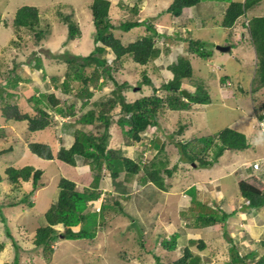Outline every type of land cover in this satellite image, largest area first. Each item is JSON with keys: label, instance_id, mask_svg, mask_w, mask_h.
Returning a JSON list of instances; mask_svg holds the SVG:
<instances>
[{"label": "rangeland", "instance_id": "374dc122", "mask_svg": "<svg viewBox=\"0 0 264 264\" xmlns=\"http://www.w3.org/2000/svg\"><path fill=\"white\" fill-rule=\"evenodd\" d=\"M93 1L0 0L2 20L0 26V89L10 86L8 82L18 76V88L7 89L9 92L19 95V98H13L12 100L16 99V102L20 103L21 109L25 113L32 112L33 105L28 101L31 96L41 92L47 94L54 92L60 95L62 92L61 83L68 71V65L62 57L66 54L86 57L95 50L97 45L96 27L91 13ZM108 1L112 4L110 20L116 27L115 34L125 45L147 36V24L153 25L155 29L162 26L167 30L168 27L173 28L175 22L178 23L177 19H173V16L166 12L175 0ZM232 2L243 3L245 0H202L200 4L191 10L192 20H188L189 15L186 11L185 16L181 18L182 24L186 26L191 24V28L196 27V31L199 34L201 33V35L197 33L198 36L194 34V37L202 42L205 48L204 52L207 51L208 54H213L211 59L205 60L198 57L193 51L188 52L190 46L188 41L175 39L169 41L168 45L178 52H174L172 56L184 55L193 65L194 74L191 79L186 80L187 85L199 88L201 85L208 84L212 88V77H223L225 75L238 82L236 79V72L238 71L242 73V80L245 82L250 81L251 83L252 79H256L257 74L255 71L258 68L259 58L251 40L244 37H249V35L248 32L243 34V24H247V21L254 17L264 16V1L241 18L232 30H229L222 27L221 23L226 8ZM23 6L37 7L41 16V29L44 30L47 29V26L49 27L41 44H36L34 33L30 30L16 29L13 26L16 12ZM134 7L138 8L137 12L134 11ZM61 14L62 16L72 15V19L81 30L82 36L80 39L68 42V27L62 22ZM126 22L147 24H140L139 27L130 32H124L120 30V27ZM193 32L189 34L190 38L186 39H194ZM181 33L182 37L185 36L183 30H181ZM243 38L244 41H242ZM228 45L232 46V51L228 54L220 53L217 50L218 46ZM164 46L161 57L166 60L171 55L172 50L167 49L166 45ZM163 48L160 49L163 50ZM38 57L42 62L41 68L36 67L35 64ZM104 57H107L110 63L113 62L114 55L110 49L104 54ZM124 62L125 76L120 74L116 76L119 82L122 80L131 82L130 84L133 87L126 92L129 101L149 96L156 89H160L161 96L167 95L165 91L161 90V87L167 83L164 82L166 81L165 76L168 74V78H170L171 74L165 67L161 68L163 71L160 73L158 66L155 65L161 66V61H154L147 69L136 65L132 62V59H126ZM216 66L221 67V70L216 71ZM146 77L150 78V84L140 86V83H143ZM54 78H56L57 83H54ZM208 78L212 79L208 81ZM100 82H102V79ZM251 84L255 86L250 89L252 96L244 99L243 106L247 109L252 108V105L254 107L253 100L256 98V107L260 108V111L262 109L260 115L264 118V115H262L264 113V87H258L257 84H254V80ZM80 85V82H74L71 86L78 89ZM112 86L113 84L108 82L104 86L101 84L98 89L94 88V96L84 111L80 110L83 102L78 98L68 95L70 97L69 104L76 103L77 115L81 116L88 109L94 107V102L106 101L111 96ZM72 90L75 91L76 89ZM259 90L260 92L257 94ZM210 93L213 96L212 92H208L211 99L210 103L196 114L193 111H186L184 114L168 111L164 114V117L160 118L158 127L155 126V131L163 141L159 137L156 138L154 144L158 148H155L154 144L150 147L149 144L146 145L141 142H134L132 146H128L127 138L119 126L115 124L111 128L110 149L122 150L125 157L136 162L142 161L145 165H149L155 160L168 163L162 173L167 191L156 184L147 186L150 181L144 184L139 179L144 174L143 172L139 175L128 174L120 164L115 166V170L119 172L120 176L118 179H114L115 188L110 176L111 173L106 167L103 168L106 174H99L92 172L88 167H78L79 162L74 167L67 166L66 168V165H62L57 160L45 161L38 158L30 152L28 148L30 143L50 145L57 154L59 149L62 147L69 148L71 141H74L68 135L74 136L76 130L90 133L93 126L76 125L74 124L75 119L64 120L52 111L51 114L55 116L57 123L44 131L31 133L27 122H7L3 119L2 99L0 98V175L4 176L5 170L11 166L18 169L32 166L44 172L40 181L43 186H40L35 192L33 202L36 205L32 210H23L22 205L10 207L14 204L13 199L18 192L13 190L15 187L7 181L0 183V213L5 218V220H0V264H15L17 259L20 264H175L184 257L186 248L193 255L199 257V264H238L234 259L233 251H236L234 248L237 249L238 254L239 251L241 252L240 257H248V262L254 260L255 253L257 254L256 261L264 257V244L260 246L259 242H255L251 246H247L246 239L241 237L238 231L239 229L248 228L249 223L253 224L254 221V225H257L255 227L257 232L263 236L264 224L259 222L261 216H256V213H249L248 209L242 210L245 205L238 198L235 199L236 205H232V208H236L235 210L227 204L228 199L218 200L220 196L218 193H214L215 189L211 185L213 183L211 177H214L213 169L208 171L207 169H210V167L203 168L200 166L202 161L213 160L218 141H215L212 145L214 147H211L206 153L198 154L200 159L193 164L186 158L183 159L181 155L179 141L183 143L192 141L194 144H191L190 150L192 149L196 153H198L197 151H204V148L201 147L202 144L193 139L194 135V138H197L195 131L187 129L188 120L192 118V120L195 119L193 123L194 130L201 133L199 134L200 139L212 138L229 128L240 132L244 126H250L253 132L248 131V133H252L249 138H255L258 143L256 156L259 158L264 157V139L258 120L250 117L235 124L236 120L242 119V111H247V109L237 106L234 102L212 97ZM1 95L5 97L6 92L1 91L0 97ZM5 98L9 100V96ZM226 107H231L234 111L228 112L225 110ZM258 115L255 116L256 119ZM65 123L70 125L65 126ZM181 128H183V133L174 135ZM163 143L164 146H162ZM10 148L13 150L10 151ZM225 153L223 156L225 161L234 163L224 165L225 169L229 170L239 166L244 157L253 155L249 150L226 151ZM242 165L239 166V169ZM166 171H171L172 175H168ZM83 172L85 173L82 174ZM79 173L81 178L77 176ZM97 175H99V179H97L96 184L94 180ZM74 176L79 179L76 180L78 191L84 192L92 188L95 192L102 193L101 200L95 204L96 207L93 203L89 204L92 210L99 212V204L102 203L100 201L103 199H105L104 205L106 204V208L109 206V209L103 214L104 217L97 214L100 221L99 232L93 240H66L61 238L57 244H53V252H44L42 248L35 245L36 230L40 227L39 223L44 222L45 214L51 205L57 202L58 184L61 179L66 177L75 180ZM255 178V176H250L246 180L250 181ZM233 180L238 183L240 179L230 176L223 181L226 190H230V182ZM260 185L261 187L264 185V179L260 181ZM192 187L195 188L192 189ZM224 188L222 187L221 191ZM21 189L24 192L23 195L28 194L32 191V183H22ZM117 190L119 192L131 190L132 193H126L129 196H122L125 194L121 193V196H119ZM118 202L119 205L123 203V209L116 205ZM89 210L88 208L85 212L89 213ZM213 211L216 213L211 214ZM220 211L228 214L233 213L237 216H235L236 218H228L225 224L212 221L210 223L212 227H206L207 223L203 219L221 218L222 213ZM261 211L263 213L264 208ZM240 221H245L246 226L240 225ZM235 228H238V230ZM55 229L61 234L64 232L62 224L55 227ZM8 230L15 240L8 235ZM74 230L78 231L79 228ZM229 230H233V232ZM141 234L143 235L141 236ZM174 236H176L175 249L166 248L169 247V243L173 242ZM200 240H203L206 244V249L203 251L200 249ZM252 255L253 258H250Z\"/></svg>", "mask_w": 264, "mask_h": 264}, {"label": "trees", "instance_id": "16d2710c", "mask_svg": "<svg viewBox=\"0 0 264 264\" xmlns=\"http://www.w3.org/2000/svg\"><path fill=\"white\" fill-rule=\"evenodd\" d=\"M263 1L264 0H245L243 3H230L226 8V13L221 23L222 27L232 30L241 18L245 17L249 11ZM201 2L202 0H175L166 12L171 14L173 19H178L183 15L184 11L188 10V20H192L191 10ZM111 7L112 4L108 0H94L91 4V13L96 27L97 45L89 56L76 57L66 54L62 57L64 62L68 65V71L61 83V96L54 92L49 94L44 92L37 93L28 99L33 105L32 112L25 113L21 109L20 103L16 102V99L14 101L12 100L13 98H19V95L17 93H11L7 89L18 88L19 78L16 76L14 80L8 82L10 86L0 89V92H6L5 97L9 96V100L3 97V95L0 97L2 99L1 111L3 119L7 122H27L29 132L31 133L44 131L57 123V121H55V116L51 114L53 112L64 120L77 116V105L76 103L69 104L70 97L82 100L83 105H81L80 110L84 111L94 96V88L98 89L101 84L104 86V84L111 82L113 84L111 96L106 101L94 102V107L81 114V117L76 121L77 124L83 126H93L90 133L76 130L72 147L69 149L62 147L57 154H55L50 145L45 143H30L28 145L30 152L45 161L57 160L62 163V165H66V168L67 166H76L78 161L82 159L89 164L94 173L105 174L103 168L106 167L111 173L112 179H118L120 177L119 172L115 170V166L120 164L123 170L131 175H136L143 171L144 174L139 179L142 180L144 184L150 181L152 183L154 182L153 184H156L161 189L162 187L165 189V180L162 177V173L168 163L162 160H155L149 165H145L141 161L136 162L133 159L125 157L122 150L117 151L110 149L109 140L111 138L110 131L112 126L115 124L118 125L127 138V145L132 146L134 142H142L146 133L154 132L155 126L158 127L160 118L164 117L166 112H181V114H184L186 111L202 110L210 103L211 99L208 91L203 87H199L195 94L190 97L186 98L183 96L181 92L182 84L185 80L193 77L194 69L193 65L190 63L191 61L186 56L178 55L167 69L171 77L168 79L167 83L163 84L161 87V90L167 93L166 96H161L160 89H156L155 91L153 90L149 96L129 101L126 92L133 87L132 84H130L131 82L123 80L119 82L116 76L118 74L125 76L124 61L126 59H132V62L136 65L146 69L149 68L150 64H153V62L158 60L161 56V50L157 47L158 42L169 39L172 31L162 32L156 30L151 24L140 23L142 25L147 24V36L134 43L125 45L115 34L116 27L110 20ZM134 8V11L137 12L138 8ZM71 16L72 15H60L62 22L68 27V42L76 41L82 36L79 26ZM1 22L0 16V26ZM140 24L138 22H126L121 25L120 30L130 32L134 28L139 27ZM181 24L180 21L175 25L180 29L186 26L185 24ZM13 26L16 29H28L33 32L36 44H41L49 29L48 26L47 29H41L40 11L37 7L32 6H23L16 12ZM243 26V34L248 32L247 34L249 37L246 38L251 40L258 54L259 62L257 71H255L257 77L254 79V84H257V86L261 88L264 87V16L254 17L249 20V23H244ZM187 41L190 43L188 52L193 51L198 57L205 60L211 59L212 55L208 54L207 51L204 52L205 48L199 39H186V42ZM242 41H244V38ZM108 49H110L114 55L112 63H110L107 57H104ZM35 64L38 68L42 67V62L39 57L36 59ZM101 79L102 82H100ZM53 80L54 83H57L56 78ZM74 82H80V88H73L71 85H73ZM143 83H140V86L149 85L150 78L146 77ZM92 86L94 87L91 88ZM139 88L141 89L142 87ZM72 89L76 90L73 91ZM68 95H70V97ZM99 107L100 109H98ZM117 111L118 113H116ZM262 119L263 117L260 115L259 120ZM188 121L190 123L192 119ZM68 125L70 124L65 123V126ZM178 133L176 132L174 135L182 134L183 128H181ZM195 140L203 144L205 152L210 150L211 147H214L212 145L215 141H218L213 160L207 162L202 161L200 163V166L203 168L213 166L227 150L244 151L249 148L246 135L230 128L212 138ZM191 144L193 145L194 142H178V145L181 146V155L183 159L186 158V160L193 164L200 159L198 156L204 151H197L198 153H196L194 150H190ZM156 147L158 146L156 145ZM12 150L13 149L10 148V151ZM166 173L170 176L172 175L171 171H166ZM43 175L44 172L42 170H37L32 166H26L21 169L13 166L8 167L5 170V175H0V183L7 181L10 185L15 187L13 190H17L18 192L13 199L14 204L10 205V207L22 205L23 210H32L36 205L35 202H33L35 192L40 186H43L40 183ZM74 179L75 180H71L66 177L61 179L58 184L59 194L57 202L51 205L45 214L44 222L39 223L40 227L36 230L35 245L38 248H42L44 252H53V244H57L61 238L66 240H93L97 236V232H99L98 227L100 221L97 218V214L103 216L105 211L109 209V206L106 208V204L104 205L105 199H103L102 203L99 204V206H101L100 212L92 210L89 204L93 203L96 207L97 205L95 204L102 197V193H99V191L95 192L92 188L80 192L77 190L76 185V180L79 179L75 176ZM97 179H99V175H97L94 180L96 184ZM260 181L261 180L255 178L240 183L241 197L245 198L249 203L247 205L248 209H260L264 207V188H262L264 185L261 187ZM30 182L32 183V191L23 195L24 192H22L21 189L22 183ZM114 185L116 188V184ZM165 191L167 190L165 189ZM117 192L119 196H121V193H125L126 191L119 192L117 190ZM116 205L118 206L119 202ZM119 206H122L121 209H123L122 204ZM88 208L93 213L90 210L89 213H86L85 211ZM214 213L216 212L213 211L211 214ZM222 214L221 218L213 219L212 221L225 224L229 216L225 212H222ZM0 220H5L1 213ZM60 224L64 226V232L62 234L55 229V227ZM75 228H79V230L75 231ZM27 230L29 231V229ZM8 235L11 236L9 230ZM142 235L143 234H141V236ZM12 239L15 240L14 237H12ZM175 239L176 236L173 237V242L169 243V247L166 248L171 250L175 249ZM166 244H164V246H166ZM200 245L202 251L206 249V244L203 240H200ZM234 249L236 250L233 251L236 263L264 264V257H261L258 261H254L257 256L255 253L254 260L252 259L251 262H248V257H240L241 252L239 251L238 254L237 249ZM250 258H253V255L250 256ZM199 261V257L193 255V253L186 248L184 257L175 264H199ZM15 264H20L18 259L15 261Z\"/></svg>", "mask_w": 264, "mask_h": 264}, {"label": "crops", "instance_id": "0c3cea01", "mask_svg": "<svg viewBox=\"0 0 264 264\" xmlns=\"http://www.w3.org/2000/svg\"><path fill=\"white\" fill-rule=\"evenodd\" d=\"M186 12L189 15L188 10H186ZM184 13H185V11H184ZM184 13H183V15L180 18L177 19L178 22H180L181 18H183V16H185ZM175 24H178V23L175 22ZM175 24L173 25V28L168 27V31H172V32L170 34L169 39H167L165 41H173V39H175V40L182 39V40L186 41V38H190L189 34L192 33L193 31H194L193 34H192L193 37H194V34L196 36H198V34H199V32L196 31V27L195 28H191V24L183 27L182 29H180L179 27H177ZM176 29H178V30H176ZM181 30H183V32L185 34V36H183V37H182ZM199 35H201V33ZM194 40H197V37H194ZM171 48H172V53H171V55H169V57L166 60H164L162 57H160L158 59L159 61H161V64H160L161 66L155 65L156 67L158 66V70L160 71V73H162V71H163L161 69L162 67H165L166 70H167L169 68V66L171 65V63H172V60H174L175 58H177V55H173L172 56V54L174 52H177V51H175L173 49V47H171ZM224 54H228V53H224ZM164 58H165V56H164ZM168 59H170V60H168ZM215 70L216 71L217 70H221V67L216 66ZM236 75H237L236 79L238 80V82H235L231 77L226 76V75L223 76V77L222 76H219V77L216 76V77H212L213 78V83H212L213 87L212 88H210L208 86V84L207 85H201L200 87L205 88L208 92H212L213 96L215 98H217V99H220V100H223V101L234 102V103L237 104V106H240L242 108L243 107L246 108L245 106H243L244 99H246L249 96H252V94L250 93L251 92L250 89H253V87H255L253 84H251L254 79H252L251 83H250V81L245 82V81L242 80V73H240V71L236 72ZM165 77H166V81H164V82H167L168 79H169L168 78V74ZM212 78H208L207 80L210 81V79H212ZM243 86H245V87H243ZM182 87L184 89L189 90V92H191V93L192 92H196V90L198 89L196 87L187 85L186 80L182 84ZM259 92H260V90L257 91V94ZM210 95H211V93H210ZM253 104H254V107L252 105V108H250V109H247L246 108L247 111H242V119L241 120H236L234 122L235 124H237L239 121H244L246 118H250V117H253L254 120H258V118L256 119V117H255L256 115L259 114L258 107H256L257 106V100H256V98H255V100H253ZM225 110L228 111V112H233L234 111L231 107H226ZM198 111H200V110H193V112L195 114ZM80 117L81 116H78L77 115L76 117L73 118V119H75L74 124L77 125V122L76 121ZM194 122H195V119H193L192 122H190L187 125V129H190V130L195 131V134H197V138H194L195 137V135H194L193 139H197L198 140V139H200L199 134H201V133L196 132V130H194V124H193ZM249 130H251L253 132V130H252V128L250 126H244L243 127V130H240V133L246 134L248 136V137L246 136L247 137V140H248V143H249V148L247 150L251 151L253 153V155L252 156H246V157H244L241 160L242 162L239 164V166L241 164H243L242 167H241V169H239V166H236L234 169H230V170L229 169H225L226 167L224 165L233 163L232 161L231 162L230 161H225V159L223 158V156L226 153H224L223 156L220 157L219 161L213 165V166H215V168H213V166H211L212 168L210 167V169H207L208 171H210V170L213 169V176L214 177H211L212 178V182H213L211 185L215 189V192L214 193L215 194L218 193V195L220 196V197H218V200H222L223 198H224V200L228 199L229 201H228L227 204H229L231 208H232V205L233 206L236 205V200L235 199H237V198H238L239 201L243 202V205H244V199L241 197V192H240V183L241 182L247 181L246 178H248L250 176H257L260 180L264 179V168L263 167L260 168V169H258V171L254 170L255 163H260V161H264V157L259 158V157L256 156V154L258 152V149H257L258 148V143L255 140V138H252V139L249 138L250 135H252V133H248ZM235 131H237V130H235ZM237 132H239V131H237ZM68 136H70L71 138L74 139V136H71V135H68ZM73 144H74V141L73 142L71 141V145H70L69 148H71ZM201 147H203V144H202ZM69 148H67V149H69ZM230 151L234 152L233 150H227V152H230ZM244 151H246V150H244ZM235 153H237V152H235ZM78 162H79L78 163V165H79L78 167H80V168L81 167H88V168H90V166L87 163H85L82 159H80ZM84 173L85 172H83L82 174H84ZM242 174H244V175H242ZM245 175H247V176H245ZM77 176H79L78 178H81L80 177L81 176L80 173ZM230 176H234V177H236V179H240V180L238 181V183L234 182V180L231 181L230 182L231 183V188L228 191V190H226V188H224V185H225L224 183L225 182H223V181L226 180L227 178H229ZM112 182H113V184H115L114 179L112 180ZM250 183H252V182H250ZM147 186H149V185H147ZM222 187L224 188V190L221 191V188ZM194 188L195 187H192V189H194ZM129 192L132 193L131 190H126V192L125 193H122V194H125L126 196H129L128 194H126V193H129ZM225 192L227 193L226 196H225ZM224 200H222V201H224ZM188 201H189V198H188ZM184 202H185V200H184ZM213 207H216V206H213ZM135 209H136V207H135ZM135 209H134V211H135ZM232 209L235 210L236 208H232ZM245 209H247L246 206H245V208L242 207V210H245ZM250 213H256L255 214L256 216L257 215L261 216L259 222L261 224H264V211L262 213L261 209H259V210H256V211L250 212ZM235 216H237V215L236 214H233L231 218H236ZM203 220H205L206 223H207L206 224V227H208V228H211L212 227L210 225V223L212 222L213 219L206 218V219H203ZM227 220H228V218H227ZM249 220H251V219H249ZM239 224L246 226L245 225L246 224L245 221H240ZM249 224L250 225H248V228H246L244 230H241V229L238 230V228H235V229L239 231L241 237H244L246 239L247 246H251V244H254L255 242H259L260 243V246H263V244H264L263 236L264 235L261 236L257 232V229L255 228L257 225H254V221H253V224H251V223H249ZM231 226H232V224H231ZM259 226H260V224H259Z\"/></svg>", "mask_w": 264, "mask_h": 264}, {"label": "clouds", "instance_id": "9594fccd", "mask_svg": "<svg viewBox=\"0 0 264 264\" xmlns=\"http://www.w3.org/2000/svg\"><path fill=\"white\" fill-rule=\"evenodd\" d=\"M139 23V22H138ZM247 23H249V20H248V22ZM167 28V27H166ZM156 30H159V31H165V32H167L168 31V29L166 30V29H164V27H157L156 28ZM245 38H246V36H244ZM140 40V39H139ZM167 43V44H166ZM161 44V46L159 47V45ZM158 44H157V47H159V48H163V47H165L164 45H166L167 46V49H171L172 50V48L168 45L169 44V41H165V40H161V41H159L158 42ZM228 46H231V45H228ZM231 48H232V46H231ZM160 49V50H161ZM163 51H164V48H163V50H161V53H163ZM232 51V50H231ZM161 57V56H160ZM166 71V70H165ZM226 82V81H225ZM184 83V82H183ZM254 88V87H253ZM182 91H188L187 89H184L183 87H182V89H181ZM198 90V89H197ZM196 90V91H197ZM181 91V92H182ZM189 92V91H188ZM191 95H194L195 94V92L194 93H191V92H189ZM251 94H252V91H251ZM184 97H186V96H184ZM187 98V97H186ZM258 111H259V115H258V123L260 124L259 126H260V128H261V132L263 133V139H264V129H262V128H264V118L262 119V120H259V116H260V113H261V111H262V109H261V111H260V108H258ZM262 115H264V113L262 114ZM66 120V119H65ZM259 132H260V129H259ZM157 132L154 130V132H148V133H146L145 134V138L143 139V141L141 142V143H145L146 145H148L149 144V146L150 147H152V144H154V142L153 141H155V139L157 138V137H159L160 139H161V137H160V135L159 136H157ZM261 134V133H260ZM155 136H157V137H155ZM162 140V139H161ZM163 141V140H162ZM154 146H155V148H158V147H156V145L154 144ZM162 146H164V143H163V145ZM159 150H161V149H159ZM160 152V151H159ZM226 152V151H225ZM85 163H86V161L85 160H83ZM142 162V161H141ZM89 165V164H88ZM264 168V161H260V163H255V165H254V170H256V171H258V169H260V168ZM103 171H104V169H103ZM143 172V171H142ZM144 173V172H143ZM106 174V173H105ZM140 173H138V174H136V175H139ZM142 176V175H141ZM257 179H259L257 176H255ZM260 180V179H259ZM244 182H246V181H244ZM150 184H153L152 182H149L147 185H150ZM244 199V205L247 207V205L249 204L247 201H246V199L245 198H243ZM251 208V207H250ZM262 208H264V207H262ZM262 208H260V209H262ZM248 209V208H247ZM256 210H259V209H253V208H251V209H248V212L250 213V212H254V211H256ZM220 213H222L221 211H220ZM226 213V212H225ZM228 216H229V218H231L232 217V215H233V213H226Z\"/></svg>", "mask_w": 264, "mask_h": 264}, {"label": "water", "instance_id": "95a60500", "mask_svg": "<svg viewBox=\"0 0 264 264\" xmlns=\"http://www.w3.org/2000/svg\"><path fill=\"white\" fill-rule=\"evenodd\" d=\"M217 50L222 53H230L232 48L231 46H218ZM183 96L190 97L191 94L188 91H182Z\"/></svg>", "mask_w": 264, "mask_h": 264}, {"label": "bare ground", "instance_id": "6f19581e", "mask_svg": "<svg viewBox=\"0 0 264 264\" xmlns=\"http://www.w3.org/2000/svg\"><path fill=\"white\" fill-rule=\"evenodd\" d=\"M213 55V54H212ZM179 94V93H178ZM172 97V96H171ZM129 102V101H128ZM174 103V102H173ZM169 105V104H168ZM149 164V163H148ZM110 176H111V174H110ZM112 179V178H111ZM113 180V179H112ZM122 196H126V195H122ZM99 200H101V199H99ZM98 200V201H99ZM103 201V200H102ZM102 201H100V202H102ZM122 205H123V203H122ZM120 207H122V206H120ZM100 210H101V206H100V209H99V212H100ZM230 227V226H229ZM230 231V230H229ZM232 232H233V230H231ZM230 231V232H231ZM235 250V249H234ZM233 251V250H232ZM243 259V258H242ZM241 260V259H240ZM256 261V260H255ZM232 262H234V261H232Z\"/></svg>", "mask_w": 264, "mask_h": 264}]
</instances>
